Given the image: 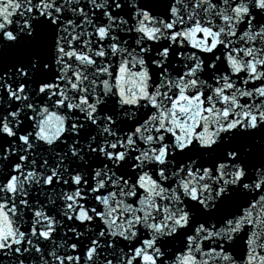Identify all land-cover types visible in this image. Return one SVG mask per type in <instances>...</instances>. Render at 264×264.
<instances>
[{"label":"snow or ice","instance_id":"6c2138e0","mask_svg":"<svg viewBox=\"0 0 264 264\" xmlns=\"http://www.w3.org/2000/svg\"><path fill=\"white\" fill-rule=\"evenodd\" d=\"M0 264H264V0H0Z\"/></svg>","mask_w":264,"mask_h":264}]
</instances>
